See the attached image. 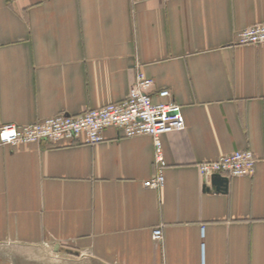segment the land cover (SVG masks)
Instances as JSON below:
<instances>
[{
  "label": "crops",
  "instance_id": "crops-1",
  "mask_svg": "<svg viewBox=\"0 0 264 264\" xmlns=\"http://www.w3.org/2000/svg\"><path fill=\"white\" fill-rule=\"evenodd\" d=\"M258 22L264 0H0V125L123 100L138 66L186 122L161 135L160 187L144 185L147 134L0 147V246L47 264H264V43L237 41ZM240 149L254 174L218 190L198 164Z\"/></svg>",
  "mask_w": 264,
  "mask_h": 264
},
{
  "label": "built area",
  "instance_id": "built-area-1",
  "mask_svg": "<svg viewBox=\"0 0 264 264\" xmlns=\"http://www.w3.org/2000/svg\"><path fill=\"white\" fill-rule=\"evenodd\" d=\"M18 1V0H11ZM169 1V0H168ZM241 44L264 43V22L247 26L238 33ZM136 80L130 94L123 100L90 108L77 115L54 114L44 120L30 124L3 123L0 125V147L17 146L25 143H59L62 139L76 141L79 138L88 144H96L105 138L104 131L116 127L124 137L147 134L154 142L156 174L146 180L147 187H160L165 182L164 170L167 165L161 135L183 130L186 122L181 105L176 102L169 89H155L154 80L147 77L138 66ZM158 95L162 100L155 101ZM257 159L250 149L235 150L217 159L200 162L201 174L210 178L215 174L228 177L252 176ZM162 226L153 228V237L162 240Z\"/></svg>",
  "mask_w": 264,
  "mask_h": 264
},
{
  "label": "rangeland",
  "instance_id": "rangeland-1",
  "mask_svg": "<svg viewBox=\"0 0 264 264\" xmlns=\"http://www.w3.org/2000/svg\"><path fill=\"white\" fill-rule=\"evenodd\" d=\"M22 250L19 248L9 246H0V264H24L22 259L29 258L28 264H47L48 259L44 255L39 253L30 252L29 255H22ZM44 256V257H43ZM25 257V258H24Z\"/></svg>",
  "mask_w": 264,
  "mask_h": 264
},
{
  "label": "water",
  "instance_id": "water-1",
  "mask_svg": "<svg viewBox=\"0 0 264 264\" xmlns=\"http://www.w3.org/2000/svg\"><path fill=\"white\" fill-rule=\"evenodd\" d=\"M213 183L217 189H226L229 183V177L223 174H215L213 177Z\"/></svg>",
  "mask_w": 264,
  "mask_h": 264
}]
</instances>
